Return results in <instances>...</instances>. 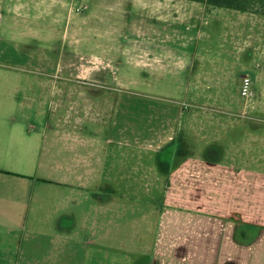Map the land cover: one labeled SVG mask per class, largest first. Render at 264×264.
Instances as JSON below:
<instances>
[{
	"label": "crops",
	"instance_id": "1",
	"mask_svg": "<svg viewBox=\"0 0 264 264\" xmlns=\"http://www.w3.org/2000/svg\"><path fill=\"white\" fill-rule=\"evenodd\" d=\"M121 1L98 6L121 13L126 1L133 8L136 3ZM74 6L90 7L80 0H0V264H264L263 125H243V141L238 147L233 142L236 152H230L229 162H219L227 156L220 152L194 160L198 177L188 183L177 179L175 199L150 202L157 214L153 221L145 219L144 231L130 216L135 200L122 201L118 193L119 199L114 198L113 188L87 182V176L104 175V146L114 141L99 134L110 111H119L118 97L126 91L120 87L118 65L110 61L109 67L88 71L89 56L71 48L75 57L62 68L67 77L104 88L57 87L55 68L36 72L37 86L41 77L47 81L40 91L27 69L33 57L24 52L33 41L50 40L55 24H64L65 37L73 19L79 29L88 30V12L78 16ZM104 20L109 17H101L97 31H107L102 23L111 25ZM125 25L131 31V24ZM121 26L112 28L123 32ZM253 82L256 102L247 109L264 117L263 49ZM46 91L55 111L63 103L55 95L68 96L62 121L38 119L34 107ZM74 95L81 100H72ZM87 124L96 125L94 135L84 134ZM49 135L56 140L47 143ZM57 142L62 147L58 162ZM57 170L74 179L55 181ZM171 190L172 185L166 192Z\"/></svg>",
	"mask_w": 264,
	"mask_h": 264
},
{
	"label": "rangeland",
	"instance_id": "2",
	"mask_svg": "<svg viewBox=\"0 0 264 264\" xmlns=\"http://www.w3.org/2000/svg\"><path fill=\"white\" fill-rule=\"evenodd\" d=\"M120 1L80 0L81 4L87 2L90 6L84 10L74 6L78 16L88 12V30L79 29L73 19L65 37L64 24H55V34L50 40L33 41L32 46H27L30 49L25 46L24 52L30 51L28 55L33 57L27 69L35 74L32 79L40 91L47 88L43 86L47 81L41 77L37 86L36 72H53L55 68L60 73L55 80L57 87L104 88L67 77L68 70L62 68L65 61L75 57L71 48L83 50L89 56L88 71L109 67L110 61L118 65L120 87L126 91L118 97L119 111H110L104 120L109 121L108 125H102L99 134L114 141L104 146L107 155L101 166L104 175L86 179L88 183L113 188L114 198H118V193L122 201L135 200L130 216L137 218V227L144 231L145 219L153 221L151 218L157 214L150 202L175 199L174 187L177 179L182 178L183 169H191L197 158L208 160L218 152L227 154L219 162L232 160L236 152L232 149L233 142L237 143L236 147L241 145L246 123L263 125L260 131L264 132V117L247 109L255 104L256 96L248 98L241 94L244 75L250 76L252 88L254 85L257 60L261 49L264 50V45L256 47L261 39L264 42V15L194 0H133L134 8L126 1L127 9L121 13L118 9L98 6L102 2ZM106 15L111 25L107 28L102 23L107 31H97L99 20ZM125 24H131V31ZM120 25L123 26L118 29L123 32L112 28ZM80 36L84 38L79 40ZM74 39L78 41L73 42ZM97 57L105 58V63H99L103 60ZM49 94L46 91L38 95L43 100L34 107L40 111L38 119L62 121L68 96L55 95V100L60 98L63 102L55 111L49 105ZM74 99L81 100L76 95L72 96ZM95 126L87 124L83 127L84 134L94 135ZM54 139L49 135L47 143ZM60 146L57 142L53 148L56 162L62 161V153L58 154ZM262 150L264 155V147ZM261 168L264 170V159ZM54 178L55 181L74 179L59 170ZM185 179H190V175ZM145 182L151 184L145 186ZM170 185L173 191L169 195L166 191Z\"/></svg>",
	"mask_w": 264,
	"mask_h": 264
},
{
	"label": "trees",
	"instance_id": "3",
	"mask_svg": "<svg viewBox=\"0 0 264 264\" xmlns=\"http://www.w3.org/2000/svg\"><path fill=\"white\" fill-rule=\"evenodd\" d=\"M214 7L252 11L264 15V0H194Z\"/></svg>",
	"mask_w": 264,
	"mask_h": 264
},
{
	"label": "built area",
	"instance_id": "4",
	"mask_svg": "<svg viewBox=\"0 0 264 264\" xmlns=\"http://www.w3.org/2000/svg\"><path fill=\"white\" fill-rule=\"evenodd\" d=\"M241 94L245 97L251 98L254 96V91L251 87V78L249 75H244L242 78V86H241ZM190 175V179H185V177ZM200 174V170L198 166L195 164H192L191 169L185 168L183 171H181L182 178H179V180H182V182H190L193 177H198Z\"/></svg>",
	"mask_w": 264,
	"mask_h": 264
}]
</instances>
